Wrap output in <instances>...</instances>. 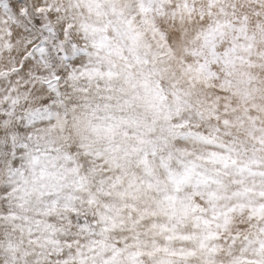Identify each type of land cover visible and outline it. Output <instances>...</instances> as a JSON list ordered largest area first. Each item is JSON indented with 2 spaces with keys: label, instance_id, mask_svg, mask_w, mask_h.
Instances as JSON below:
<instances>
[{
  "label": "snow or ice",
  "instance_id": "snow-or-ice-1",
  "mask_svg": "<svg viewBox=\"0 0 264 264\" xmlns=\"http://www.w3.org/2000/svg\"><path fill=\"white\" fill-rule=\"evenodd\" d=\"M0 264H264V0H0Z\"/></svg>",
  "mask_w": 264,
  "mask_h": 264
},
{
  "label": "clouds",
  "instance_id": "clouds-1",
  "mask_svg": "<svg viewBox=\"0 0 264 264\" xmlns=\"http://www.w3.org/2000/svg\"><path fill=\"white\" fill-rule=\"evenodd\" d=\"M149 39H150V38H149ZM168 83H169V81L165 80V82H164V86L167 87V86H168ZM61 146H63V145H61Z\"/></svg>",
  "mask_w": 264,
  "mask_h": 264
}]
</instances>
